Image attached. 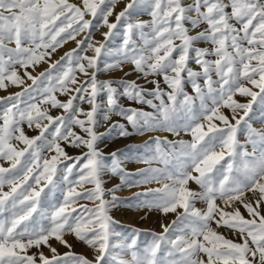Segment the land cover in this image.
<instances>
[{
    "label": "snow or ice",
    "instance_id": "snow-or-ice-1",
    "mask_svg": "<svg viewBox=\"0 0 264 264\" xmlns=\"http://www.w3.org/2000/svg\"><path fill=\"white\" fill-rule=\"evenodd\" d=\"M10 86L0 264H264V0H0ZM119 204L165 222L129 238Z\"/></svg>",
    "mask_w": 264,
    "mask_h": 264
},
{
    "label": "rangeland",
    "instance_id": "rangeland-1",
    "mask_svg": "<svg viewBox=\"0 0 264 264\" xmlns=\"http://www.w3.org/2000/svg\"><path fill=\"white\" fill-rule=\"evenodd\" d=\"M122 5L117 6V11L120 10ZM147 18V17H145ZM97 39L100 38L99 33L96 34ZM75 47V44L73 42H68L63 48L58 49L57 52L53 55L52 59L56 60L59 59L61 55H63L66 51H69ZM45 68H47V64H41L36 67L35 71L33 72V75L39 74L40 71H43ZM114 76H122L123 73L117 71L116 73H113ZM102 79L107 78L106 76H102ZM134 78V77H133ZM30 83V81H28ZM21 88L16 87V86H10L7 90L0 89V96H5L8 95L9 93H14L17 91H20ZM60 99H64V97H59ZM58 109H52L51 114L56 115L58 114ZM227 114V110H225ZM254 126L255 127H260L261 126V120L259 114H257V117L254 120ZM27 134L29 136H35L37 135V132L28 130L26 129ZM100 131H104V128H101ZM160 135H168L169 138L171 139V135L168 133H160ZM147 137H138L135 138L134 140H107L104 144L101 145V148L105 151L107 154L108 152L114 151L116 149H123L126 148L128 144H140L142 143L143 139H146ZM185 139H190V136L185 135ZM70 154L76 155L78 154V150L75 149H67ZM128 170L130 171H135L136 168L138 167H143V165L136 164V163H128L126 165ZM119 183V179L117 177H112L110 180H106V186L108 188L114 187ZM192 187H196L195 185H192ZM7 190V189H6ZM137 189H124L122 191L117 192V195L121 198H127L132 195L133 191H136ZM114 217L117 221L120 222L122 225V228L125 232V234L131 238L133 236V229L140 230L141 233H149V232H159L161 230L160 225L164 223V218L161 214L153 211V210H145L143 208L137 209L135 207H131L128 204H119L114 210H113ZM171 219V217H170ZM223 231V229H222ZM141 239H150L149 236L147 235H142ZM54 246L58 247L60 251H63L64 249L59 246L58 244L54 243ZM77 251L84 252L86 249L83 246H78Z\"/></svg>",
    "mask_w": 264,
    "mask_h": 264
}]
</instances>
